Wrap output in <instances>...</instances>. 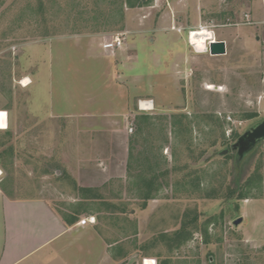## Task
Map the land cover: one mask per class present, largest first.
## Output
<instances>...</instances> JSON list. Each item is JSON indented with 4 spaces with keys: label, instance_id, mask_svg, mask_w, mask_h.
I'll return each instance as SVG.
<instances>
[{
    "label": "rangeland",
    "instance_id": "1",
    "mask_svg": "<svg viewBox=\"0 0 264 264\" xmlns=\"http://www.w3.org/2000/svg\"><path fill=\"white\" fill-rule=\"evenodd\" d=\"M142 1L0 0L11 195L96 218L73 236L88 244L83 263L72 251L68 264H94L93 243L112 264H264L233 225L245 200H264V138L247 136L264 122V22L249 0H215L204 19L226 54L211 56L163 21L176 18L171 0Z\"/></svg>",
    "mask_w": 264,
    "mask_h": 264
},
{
    "label": "crops",
    "instance_id": "2",
    "mask_svg": "<svg viewBox=\"0 0 264 264\" xmlns=\"http://www.w3.org/2000/svg\"><path fill=\"white\" fill-rule=\"evenodd\" d=\"M249 1V6H246L249 10L253 9L254 19L264 22V3L260 0ZM171 2L176 18L170 20L167 16V18H162L163 21L167 19L170 24L178 26L180 31L181 29L193 30L198 26L215 25L213 20L205 21L206 15L223 8L224 5L216 3L215 0H171ZM243 8L245 7L242 3L234 9L239 11ZM230 9L232 10L233 7ZM177 39L180 43H185L184 49H186L185 38ZM257 54H259L258 51ZM180 56L183 61L182 54ZM4 112L7 114V128L0 130V136H9L11 132L7 131H13L9 130L12 116L8 111ZM12 134L14 135V132ZM8 150L5 144H0V171L2 173L5 167L2 153ZM6 183V176L2 174L0 176V264H68L67 262L72 261V256L69 258L68 252L72 251L76 252L75 262L83 263V249L87 248L88 244L83 241V238L73 240V236L78 233L83 234L87 229L92 230L96 223L80 227L77 225L79 220L76 217H64L44 199L19 198L11 195L19 193ZM253 202L264 204V200L260 199L245 200L240 207L239 218L242 222L239 225L247 232L245 238L250 239L249 242L253 248L264 252V211L255 210L251 214L250 205ZM93 247L92 261L94 264L114 263L109 255L103 253L99 244L96 246V243H93ZM158 259L157 256L143 255L138 264H162ZM200 264L207 263L201 260Z\"/></svg>",
    "mask_w": 264,
    "mask_h": 264
},
{
    "label": "built area",
    "instance_id": "3",
    "mask_svg": "<svg viewBox=\"0 0 264 264\" xmlns=\"http://www.w3.org/2000/svg\"><path fill=\"white\" fill-rule=\"evenodd\" d=\"M200 28L206 29L213 36V39L212 40H207L206 41V50L205 51L208 52V49H209L210 44L215 43V42L218 41V40H216V38L214 36V33H213V30H212V27L211 26H198L195 29H193L191 31H188L187 32V42H188L189 46L195 51L194 44L191 42V34L192 33H197V29H200ZM177 31L179 32V29ZM121 45H122L121 38L120 37H116V38L113 39L112 42H106V43H104L103 48L104 49H107V50L108 49L109 50H114V49L120 48ZM140 103L141 102H139L138 103V106H137L139 111H143V112L144 111H149L147 106L142 107L140 105ZM143 103H147V101H143ZM129 132H132V129L131 128H129ZM1 174L2 173L0 171V176H1ZM95 223H96V218L94 216H89V217H85V218L80 219L77 222V225L80 226V227H85V226H88V225H94Z\"/></svg>",
    "mask_w": 264,
    "mask_h": 264
},
{
    "label": "water",
    "instance_id": "4",
    "mask_svg": "<svg viewBox=\"0 0 264 264\" xmlns=\"http://www.w3.org/2000/svg\"><path fill=\"white\" fill-rule=\"evenodd\" d=\"M208 53L211 56H221L226 54V46L225 42L217 41L215 43L210 44ZM248 140L251 143H254L259 138H264V122L259 124L252 132L248 135ZM242 222L241 218H238L233 221L234 226H238Z\"/></svg>",
    "mask_w": 264,
    "mask_h": 264
},
{
    "label": "bare ground",
    "instance_id": "5",
    "mask_svg": "<svg viewBox=\"0 0 264 264\" xmlns=\"http://www.w3.org/2000/svg\"><path fill=\"white\" fill-rule=\"evenodd\" d=\"M207 33H209V32L204 28L197 29V33L191 34V42L193 40L203 39L205 41V49H206V41L213 39V36L211 39H208L207 36L205 35ZM197 47L198 46L194 44V49H195L196 53H205L206 52L205 50L204 51H198ZM29 84H30V80L27 78L23 79L22 82L20 83V85L22 87H27ZM140 105L142 107L147 106L148 110L152 109V103L151 102H147V103L141 102ZM6 126H7V114L4 111H0V130H6V128H7Z\"/></svg>",
    "mask_w": 264,
    "mask_h": 264
},
{
    "label": "clouds",
    "instance_id": "6",
    "mask_svg": "<svg viewBox=\"0 0 264 264\" xmlns=\"http://www.w3.org/2000/svg\"><path fill=\"white\" fill-rule=\"evenodd\" d=\"M205 35L207 36L208 39H211L212 38V34L211 33H207ZM192 42H193V44H195V45L198 46L197 47V50L198 51H204V50H206L205 49V41L203 39H201V40H193Z\"/></svg>",
    "mask_w": 264,
    "mask_h": 264
},
{
    "label": "trees",
    "instance_id": "7",
    "mask_svg": "<svg viewBox=\"0 0 264 264\" xmlns=\"http://www.w3.org/2000/svg\"><path fill=\"white\" fill-rule=\"evenodd\" d=\"M144 2H145V1H142V0H141V3H144ZM240 199H242V198H240Z\"/></svg>",
    "mask_w": 264,
    "mask_h": 264
}]
</instances>
